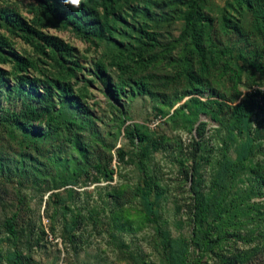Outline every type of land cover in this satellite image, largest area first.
I'll use <instances>...</instances> for the list:
<instances>
[{
    "label": "trees",
    "instance_id": "obj_1",
    "mask_svg": "<svg viewBox=\"0 0 264 264\" xmlns=\"http://www.w3.org/2000/svg\"><path fill=\"white\" fill-rule=\"evenodd\" d=\"M31 1L27 9L31 18L12 4L0 5V192L16 196L10 215L0 211V237L19 241L25 225L28 235L22 238L34 234L35 224L23 215L25 191L46 195L69 185L112 182L118 174L112 167L114 158L121 168L131 157L142 171L141 184L137 188L108 184L107 201L101 194L105 208L114 204L107 223L111 238L126 246L123 234L133 231L136 222V231L154 224L158 248L164 250L168 264H264V230L258 237L243 234L251 222L256 229L264 228V202L256 201L264 198V161L256 160L264 154V91L241 90L264 85V0H224L216 13L212 0H80L78 5L72 0ZM177 20L182 23L179 38L166 40L162 30ZM52 29L72 31L106 50L92 68H86L79 51L51 34ZM15 39L33 47L39 57L21 55ZM164 60L174 72H153ZM5 65L11 68L5 70ZM52 65L53 69L45 68ZM84 71L92 78H84V85L77 88ZM95 82L114 114L118 132L113 140L123 136L127 141L115 156V144L107 142L111 132L98 130L106 118L94 112L93 106L100 103L91 105L83 90ZM138 97L160 106L157 115L168 116L183 102L168 119L184 111L186 124L205 114L220 125L215 129L217 149L206 141L207 122L198 125L199 140L193 141L191 242L173 240L160 225L165 192L155 183L151 159L153 151L166 149L170 142L166 136L151 138L147 127L127 125L131 117L125 102ZM257 115L262 117L258 120ZM199 158L212 166L209 179L200 173ZM67 192V198L49 196L48 206L53 202L64 217L72 215L62 240L78 253L83 237L77 228L85 223V215L70 205L80 193L74 188ZM135 199L142 209L133 217L124 207ZM94 213L98 212L93 209ZM249 238L255 242L252 250H241L239 243ZM18 250L11 254V264H36ZM127 256L144 264L136 254Z\"/></svg>",
    "mask_w": 264,
    "mask_h": 264
},
{
    "label": "rangeland",
    "instance_id": "obj_2",
    "mask_svg": "<svg viewBox=\"0 0 264 264\" xmlns=\"http://www.w3.org/2000/svg\"><path fill=\"white\" fill-rule=\"evenodd\" d=\"M31 2V0H0V5L12 4L25 17L31 18L27 13L28 6ZM223 3L224 0H212V10L216 13V10ZM181 27L182 23L178 20L173 23H167L162 30L166 40L175 41L178 39L181 34ZM49 32L59 36L75 47L79 51L78 56L81 57V64L86 68H92L94 62L102 58L106 50L105 46L97 47L96 45L81 40L72 31H57L52 29ZM14 41L15 49L21 55L25 57H39L33 47L18 39ZM178 51L176 48L173 55L176 56ZM106 63H109V61L106 60ZM2 67L5 70H9L11 65ZM45 68L53 69V65L50 67L45 66ZM152 71L159 75H165L168 73L172 74L174 69L168 64L167 60H164L157 67L152 68ZM79 78H82V81L77 85V88L84 85V78L92 77L89 72L84 71L83 75L82 73L79 75ZM83 90L88 92L89 103L91 105L94 102L100 103V106H93L94 112L99 117L105 115L106 118L104 119L105 123L99 122L98 130L102 133L106 131V135L111 132V137L108 135L107 142L109 141V144H115V156V151L119 150L120 147H124V145L127 147V141L123 136L117 142L113 140L114 133L118 132V127H115V123L113 124L114 114L111 113L108 97L102 92L101 86L97 82L90 85L87 90ZM241 90L244 94H248L257 90H264V85L243 86ZM125 103L128 116L131 117L127 125L147 127L151 138L159 139L162 136H166L168 138L167 143L170 142V145L166 149L160 148V150L153 151L151 159V168L155 183L159 190L165 192L159 208L161 215L160 225L170 232L173 240H186L191 242L195 227L190 215V207L193 205L194 196L191 192L193 181L192 172L195 163V160L192 159L193 141L194 139L196 141L199 140L196 139L198 138V125L201 122H207L208 133L206 141L209 142L210 148L217 149V147H220V141L215 129L219 128L220 125L212 121L205 114H201L199 120L192 125L186 124L182 117L184 111L174 120L168 119L176 108L183 105V102L177 103L173 109H170V115L168 116L157 115L160 106L157 108L155 103L147 97H138L134 101ZM164 112H167L166 108H164ZM185 112L189 114L187 110ZM261 117L262 115H257L256 119L259 120ZM231 154L235 157L233 150ZM215 156H218V153L214 154L213 161L217 159ZM256 160L264 161V154H259ZM126 162L127 164L122 165L120 168L116 157L114 158L112 167L118 171V174L115 175L114 181L112 182L101 181L100 183L89 182L86 184L69 185L67 188H59L55 192H49L46 195L25 191L24 194L28 196V200L25 203L27 212L23 215L28 222L35 224V232L30 238L24 240L22 237L28 235V229H26L25 225L19 241L9 239L7 235H1L0 264H11L10 256L16 248L19 249L18 251L21 254L31 256L36 264H137V260L133 261L131 258H128L127 255L130 254L139 256L141 260L143 259L144 264H168L164 250L158 248L157 243L160 239L154 224L144 226L140 231H136V222L133 231L130 229L123 234L122 240L126 242V246L121 245L115 239L111 238L110 231H108L110 229L107 223L110 221L111 209H113L114 204L111 201L110 207L107 205L105 208L101 194L104 200H110L106 197V192L109 190L105 189L106 186L110 184L114 187L124 185L130 188H137L142 182V171L139 165L131 162V157ZM198 163H200L201 167L200 173H203L209 179L212 166L207 162H202L200 158L198 159ZM70 188H74L80 193V195H76L71 200V207L75 210V213L81 211L85 215V223L77 228V235L83 237L82 247L78 250V253L72 247H69V245L67 247L62 240L63 234L66 233L65 229L68 222L71 223L72 215L68 214L67 217H64L61 209L59 210L58 206L53 204V202H51V207L48 206L49 196L58 193L62 198H67V190ZM207 188V185H205L206 191H208ZM128 196L131 197V194ZM3 197L4 200L0 204V211H4L10 215L12 210L16 209L14 206L16 196L14 194L4 195L0 192V199H3ZM256 201L264 202V198H259ZM56 209L58 210L57 213ZM93 209L98 213L91 215ZM124 209L134 213L133 217H135L140 214L142 205L138 199H135L124 207ZM254 212L257 213V210L255 209ZM261 230H264V228L256 229L254 223L251 222L248 228L243 230V234L258 237ZM43 231L46 232L47 236L42 238ZM249 240L251 239L249 238ZM252 241H248L247 243L242 241L239 243V248L244 251L252 250V247L255 245V242ZM194 249L191 248L192 253H194Z\"/></svg>",
    "mask_w": 264,
    "mask_h": 264
},
{
    "label": "clouds",
    "instance_id": "obj_3",
    "mask_svg": "<svg viewBox=\"0 0 264 264\" xmlns=\"http://www.w3.org/2000/svg\"><path fill=\"white\" fill-rule=\"evenodd\" d=\"M72 2L76 5H78L80 3V0H72Z\"/></svg>",
    "mask_w": 264,
    "mask_h": 264
},
{
    "label": "built area",
    "instance_id": "obj_4",
    "mask_svg": "<svg viewBox=\"0 0 264 264\" xmlns=\"http://www.w3.org/2000/svg\"><path fill=\"white\" fill-rule=\"evenodd\" d=\"M264 91V90H263Z\"/></svg>",
    "mask_w": 264,
    "mask_h": 264
}]
</instances>
